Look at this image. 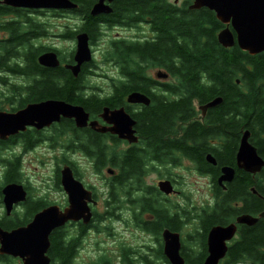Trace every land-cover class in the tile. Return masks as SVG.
<instances>
[{"label": "trees", "instance_id": "1", "mask_svg": "<svg viewBox=\"0 0 264 264\" xmlns=\"http://www.w3.org/2000/svg\"><path fill=\"white\" fill-rule=\"evenodd\" d=\"M71 1L83 7L80 6L77 10H54L51 15L55 18L61 15L77 16L80 12L85 22L79 29L88 32L91 37L98 34L95 28L98 20L108 21L110 25L130 26L140 21L151 24L155 32L152 40L141 43L120 41L112 44V52L117 57V62L123 60L127 65V70H121L127 82L122 83L115 92L125 94L130 89L152 96L153 106L143 109L138 118L137 128L145 142L153 143L158 146L159 151L164 149L169 154L178 151L192 159L197 157L200 169L215 176L220 165L235 166L234 156L240 135L244 130H249L250 142L264 159V52L249 55L238 47L229 50L222 48L215 35L219 24L210 18L207 10H179L172 4H167L165 0H117L112 5L111 14L91 17L89 9L96 0ZM41 14L43 12L40 10H25L0 4V84L9 93L3 94V88L0 110L16 111L29 103L47 99L86 104L95 109L104 103L107 104L106 99L86 98L82 94L85 66L80 74L74 77L62 66L48 68L37 62L40 54L55 51L39 43L41 38L47 37V22L43 19L37 20ZM4 15L10 17L3 18ZM77 31L66 26L58 35L74 39ZM56 52L61 56L59 51ZM134 56L141 61L129 62L127 57ZM142 61L161 67L170 77L176 78L177 82L173 79L172 83L163 87L169 96L164 97L162 92L148 91V78L143 75ZM10 78L14 80L11 81ZM214 97H221V103L209 109L206 119L193 118L196 113L193 101L205 103ZM117 100L120 99L113 95L109 102ZM38 134L40 132L36 134L34 130H27L6 140L0 139V150L12 147L17 149V145L20 146L19 150L23 148V151L33 148L29 144L34 143L33 137ZM99 142L101 143V140ZM106 150L105 160L99 163V166H105L106 163L114 166V154ZM206 153L217 157V167L205 162ZM141 154L129 149L122 157L127 174L137 172L140 165L145 163L144 160L148 159L146 155ZM19 156L12 154L10 157L5 156L1 161L3 170L0 199L4 185L21 183L22 161ZM168 160L172 163L173 156L170 155ZM140 177L141 174H138L136 181H139ZM258 177H263L264 183V167L253 178L249 173L236 168L233 179L224 191L214 180V195L220 196L221 202L202 218L201 227L204 233L214 223H227L229 218L240 213L242 209L254 211L259 208L257 199L249 206L230 208V202L233 200L244 201L246 196L251 198V188L264 194V187L258 185ZM57 185H60L58 173ZM113 193L114 190L111 192V198L114 200ZM150 193L154 194V191ZM141 200L138 199L137 202ZM44 205L43 201H28L21 214L17 213L9 218L4 214L0 218V227L9 230L25 225ZM169 222L173 223L174 220ZM66 228L67 226L57 228L49 236L48 256L51 264H74L77 238L68 234ZM144 228H152L155 232L159 230L157 226ZM80 231L82 232V229ZM239 234L240 241L235 243L229 256L227 254L220 264H236L245 258L257 264H264V251L256 249L258 246H264V220L259 219L253 226L243 227ZM9 259L0 256V264H10ZM145 262L149 264L147 260ZM200 263L197 259L192 264Z\"/></svg>", "mask_w": 264, "mask_h": 264}, {"label": "rangeland", "instance_id": "2", "mask_svg": "<svg viewBox=\"0 0 264 264\" xmlns=\"http://www.w3.org/2000/svg\"><path fill=\"white\" fill-rule=\"evenodd\" d=\"M170 1L173 2L174 0ZM40 17L52 19L54 25L52 34L54 36L51 38H42L39 43L41 46L55 47L62 56H66L71 48L74 47V41L71 38L60 37L58 34L62 29L64 30L66 26L75 27L80 23H78V20H75L74 17L70 16L51 18L49 12L47 15H41ZM154 35L155 32L151 29V24L147 22L133 26L103 27L101 35L97 36L99 41L97 46H95L96 50L93 54L94 62L89 64L91 72L83 81L85 86L89 87V93L102 95L110 92L114 84L119 85L121 82V65H126V63L122 60L118 64L116 61L112 60V57H106V52L109 50L111 41H114L116 38H123L130 41L134 37L145 36L150 38ZM127 58L129 62L141 61V59L136 56ZM145 61L149 62L148 60ZM145 61L141 62V66H144L143 75L146 78L155 79L156 72L164 70L161 67H157L152 63L148 64ZM121 78L122 80L125 79L122 74ZM173 79L177 82L176 78L170 76L168 82L172 83ZM10 80L13 81L14 79L10 78ZM16 82H20V80H16ZM3 88L4 87L0 84V95L2 94ZM159 90L153 91V93H161ZM5 93H7V90L4 88L3 94ZM8 94L9 93H7V95ZM163 96H169L168 92L166 91ZM193 105L196 110L193 118L197 120L202 119V113L198 108L197 100L193 101ZM61 130L62 128L59 129V133L54 130H50L46 133L45 130H42L41 137L36 140L39 141V145L37 147L35 146L36 148H29L24 151L23 148L19 150L14 147H12V149L0 150V179L3 169L2 159L5 156L10 157L12 154H19L22 161L20 167L21 181L28 186L29 191L33 195L32 199L42 198L43 200L56 201L58 204L63 205L65 203V194L63 190L58 187L57 183H55L54 176L57 172L59 175L61 165L65 164L61 161H72L82 181L93 187L98 200L97 205L93 208L94 219L88 226L83 227L72 224L68 225L66 228L68 234L77 237L73 263L102 264L104 262H109L111 264H123V262L131 261L133 264H139L140 261H143V264H146L145 260H147L149 264H170L169 261L164 260L163 256L157 254L158 252L156 251L155 239L163 243L161 233L157 236L149 234L147 231L144 232L145 230L143 231L140 227L136 226L135 221L133 222V220H131L130 215H127L129 220L125 221H120L119 217H116L118 213L115 206L119 205L120 202L116 197H114L113 200L109 195L108 183L111 181V177L106 172V168L110 165L102 167L100 171L96 173L93 170V157L86 155L83 150H78L77 148L73 149L72 144L69 142L70 134ZM69 132L71 135L78 134L77 136L79 137H85L80 129L73 132L69 130ZM37 136L35 137L37 138ZM102 145L104 149H107L106 151L111 152L121 151V148H125L123 145L117 144L118 146H116L109 142H107L105 146L103 142ZM176 154L180 156V162L174 161L173 156V162L170 163L169 161V165L167 166L168 170L166 172L167 175L165 177L175 179V187L181 191V194L179 196L170 197L171 201L184 202L185 208L189 210L190 214L200 207H202L203 210H207L211 206V202L213 203V192H211L210 186L208 185L210 180L209 176L200 173L197 165L188 162L182 153V155L180 153ZM161 173V170H149L143 177L144 185L155 186L158 180L157 177ZM123 198L126 197L123 196ZM128 205L132 206L130 203H128ZM21 209L22 206L19 207L18 212ZM3 211V205L0 202V216L3 214ZM98 219H100V221H98ZM194 227H199L197 218H192L189 224L183 226L180 231V238L184 253L185 251L194 252V254L198 256L202 250V246L198 241L200 236L195 238L186 236L188 232L193 233ZM80 229H82V232ZM147 252L153 253V256L148 257ZM191 256H193V254L190 255V257ZM188 263L191 264L189 260ZM10 264H20V261L16 259L15 261H11Z\"/></svg>", "mask_w": 264, "mask_h": 264}, {"label": "water", "instance_id": "3", "mask_svg": "<svg viewBox=\"0 0 264 264\" xmlns=\"http://www.w3.org/2000/svg\"><path fill=\"white\" fill-rule=\"evenodd\" d=\"M104 0H98L91 10V15L107 11L108 8L103 3ZM0 3L12 7L30 8V9H71L76 5L70 0H0ZM208 7L214 10L216 17L223 23L231 22L236 32V41L242 50L253 55L264 51V0H194L190 6L191 9ZM77 53L75 60L78 64L66 65L70 68L73 75H77L79 64L87 56V37L85 34L77 35ZM219 42L224 46H232L234 37L231 31L226 27L218 34ZM38 61L46 67H56L59 65L57 55L53 52H45L38 56ZM158 77H166L162 72H157ZM221 97H215L203 106V110L209 107H215L221 103ZM129 102L149 103V99L144 95L133 92L128 97ZM69 103L56 100L40 101L27 105L25 108L15 112L0 111V139H6L10 135L17 134L19 131H25L27 127L41 128L58 120L60 115L73 116L76 120H82L81 115L68 109ZM104 109L102 115L108 121H114L108 118ZM134 121L123 111L117 110L116 126L111 127L113 133L120 137L127 138L129 141L136 140L131 130ZM250 131L244 130L241 137L235 159L236 166L223 165L220 168L221 174L217 178V183L231 182L235 175L236 168L242 169L251 174L259 172L264 166L263 158L258 154L257 148L249 141ZM206 159L210 163H215L212 155L207 154ZM61 181L63 188L68 196V205L60 209L56 205H51L36 213L33 219L25 226L17 227L11 231L0 228V254H8L13 257L19 256L23 264H49L50 259L47 256L49 248V235L52 230L63 226L67 221H79L87 224L90 222L92 213L88 207L87 201H91V193L87 191L81 182L74 179L71 170L64 166L61 171ZM158 187L166 194L173 192L169 181H160ZM254 193L256 190L252 188ZM1 193L2 202L9 214L13 204L25 199V191L20 184L11 183L6 185ZM264 217V211L259 214ZM257 217L243 215L237 217L238 223L248 225L254 224ZM236 230L235 224L214 225L207 233L208 255L202 264H219V261L227 253V241L231 239ZM164 252L171 264H185L180 256L179 234L164 230Z\"/></svg>", "mask_w": 264, "mask_h": 264}, {"label": "flooded vegetation", "instance_id": "4", "mask_svg": "<svg viewBox=\"0 0 264 264\" xmlns=\"http://www.w3.org/2000/svg\"><path fill=\"white\" fill-rule=\"evenodd\" d=\"M191 2H192V0L190 2H189V0H183L180 2H179V0H175L174 4H176L177 6H180V8H182V9L185 8L188 11V9H189L188 7H189ZM81 7H83V5ZM90 9H89V11H90ZM177 9H179V8H177ZM182 9H179V10H182ZM201 9L207 10L210 13V18L212 20L215 19L216 22L219 24L218 29L215 32L218 44L222 48H225L228 50L231 49L232 47H238V44L236 42V33L232 27L231 22H229L227 24L221 22L216 17L215 11L211 10L207 7H202V8L195 9V10H201ZM25 10H30V9H25ZM34 11H39V10H34ZM190 11H193V9H191ZM42 12H43L44 16L47 15V13H48V11H42ZM9 17L10 16H8V15L3 16V18H9ZM80 17H81L80 20L83 21L84 16H82L80 14ZM45 19L50 21V27H51L52 26V22H51L52 19H47V18H45ZM226 27L231 31V33L233 34L234 39H235V43L231 47H226V46L222 45L218 39L219 32L222 31L223 29H225ZM147 84H148L147 86L149 87L148 88L149 92L158 91L160 89L159 88L160 82L157 80L149 78ZM129 92H131L130 89L125 94L118 93V92L116 93L114 89L111 90L109 92V95L106 98L107 104H105L102 108L101 107L98 109L90 108L88 105L85 104L83 106V108L88 114L87 125L85 127L80 128V131L82 133H84L85 137H79V136H77L78 134L71 135V133H69L70 134L69 142L72 144L73 149H75V148L81 149L85 152L86 155L93 157V170L96 173L99 172L101 169V168H96V166L105 160V151L103 149L102 141L107 139V140L111 141V144H114L116 146H118L117 144L123 145L125 148H123V149L121 148V151L118 150L117 152H114V158H113L114 170H113L112 174H109L111 177V181L108 183L110 197H111L112 190H114V197H116V199L120 202L119 205L115 206V208L117 209V213H118V214H116V217L117 218L119 217L120 221H125V220H129L127 215H130L131 220H133V222L134 221L136 222L135 223L136 226L140 227L143 231L145 230L144 232L147 231V233L149 232V234H154L157 236L159 235V233L162 234V232L164 230H170L172 232H177L180 235V231L183 228V226L186 224H189L191 222L192 218H197L199 221V227H194L193 233L188 232L186 234V236H190L191 238H195L197 236L198 237L200 236L198 241L200 242V245L202 246L201 253L198 256H196L194 254V252H186L185 251V253H184L183 245H182L181 238H180V244H181L180 256L183 258L185 264H189L188 260L192 264L193 261L197 260V259H198V262L203 263V261L205 260V258L208 255L207 232L209 231V229L212 226L219 224V223H214V224L210 225L205 233L203 231V228L201 227L202 218L205 217L206 215H208L213 209H215L214 207L218 202L219 203L221 202V200L219 198L220 196L214 195V192H215L214 180L216 181L217 177L220 175V166L217 167L216 175L213 176L210 172H203L200 169V163H199L197 157H195V159H192V158L185 156V158L187 159L188 162L193 163L194 165H197V168H198L200 173L204 174L205 176H209L210 180H209L208 185L210 186L211 192H213V194H212L213 195V197H212L213 203L211 202V206L207 210H203L202 207H200L190 214L189 210H187L185 208L184 202H182V201H176V202L171 201L170 197H173L176 195L179 196L181 194V191L176 189L174 178L169 179V178L165 177L167 175L166 172L168 170L167 166L169 165L168 159H169V156L172 155V156H174V161L180 162V156H177L176 153L181 154V152L175 151V152H171L169 154L164 149H160V151H159L157 149L158 148L157 145H153V143L148 144L147 142H145V140L143 139L144 137H143L142 133L137 128L138 118H139V115H141L143 113V109L153 106L152 105V96L147 94V93H146L147 94L146 95L144 92L141 91L142 93L145 94V97L149 99L148 104L129 102V101H127V98H128L127 94ZM113 95H116L120 100H117L115 102H109L110 97H112ZM207 102H205V103H207ZM205 103H203V104H205ZM203 104L198 103V107L202 108L204 106ZM104 107H108L111 110V111L106 113V116L108 118H113L114 121H108L102 115ZM117 110L123 111L125 114L128 115V117L130 119H132L134 121V124L132 125L131 130H132L137 141L130 142L128 139L122 138L115 133L112 134L109 131H100L99 130V129H103V128H109L111 125H112V127L116 126ZM208 112H209V109L203 115L204 120L206 119ZM68 123L71 124L74 128H76L74 125V122L72 120H68ZM91 123L95 124L94 127L91 126ZM29 129L36 130L35 128H29ZM40 137H41V135H38L36 140L39 139ZM36 140H34L33 144L31 142V144H29V145L33 146V148L35 146L37 147L39 145V141H36ZM99 140H101V143L99 142ZM104 146H105V142H104ZM91 149H93V150H91ZM129 149H134L136 151H139L140 153H142L141 155H146L148 157V159L144 160L145 163L140 165V168L137 172L127 174L126 173L127 169L123 164L122 157L125 156L126 152ZM155 149H157V150H155ZM214 159L217 162V157H215ZM204 160L207 164L213 165L211 163H208L206 157ZM68 164L73 171L74 177L77 180L82 181L81 176L76 171L75 164L72 161H69ZM74 169H75V171H74ZM149 170H151V171L161 170V172H162L160 175H158V177H157L158 180L156 181L155 186H152V185L145 186L143 183V177L145 176V174ZM75 173L77 174L78 177L76 176ZM138 174H141V177H140L139 181H136ZM253 177H254V175H252V178ZM166 180L169 181L170 184L172 185V187L175 189V191L170 193V194H164L157 188L158 182L166 181ZM258 180H259L258 185L260 187H264L263 177H258ZM122 183H124V184H122ZM223 185L227 186V183H223ZM84 186L86 189L92 191L93 198L98 203L97 196L94 193L93 187L89 184H86V183H84ZM218 187H220L221 190L225 189L221 185H218ZM149 190H151V191L153 190L154 194L150 193L151 191H149ZM249 194L251 195V198H248L246 196L244 201H243V199L242 200L237 199V200L231 201L230 202V208L233 206H236L238 208H242L244 205L249 206L256 199L258 201V207L259 208L254 210V211H252V210L246 211V210L242 209L240 213L233 215L231 218H229L227 223L219 224V225H227V224H235L236 225V230H235L233 236L227 242V245H228L227 254H228V256L230 253V249L233 248L235 243L240 241V237H239L240 236V234H239L240 230L243 229V227L253 226L254 224H256L258 222L259 219L264 220V217H259V214L264 211V194L262 192L259 193L258 191H257V193H254V191H252L251 189H250ZM123 196H125L126 198H123ZM138 199H142L141 202L138 203L137 202ZM27 200H28V198L26 199L25 202L21 203L20 205L15 206L14 210L19 208L20 206H22V209L25 208V206L28 203ZM29 201H31V200L29 199ZM127 202L130 203L132 206L128 205ZM65 205H66V201L63 205H60V206L64 207ZM95 206H91L92 213H93V208ZM147 206H151V208H149ZM202 210H203V213H202ZM243 215H250L253 217H257L258 220L252 225H248V224H244V223H238L237 217L243 216ZM169 220H174V222L170 223ZM76 224L80 225L81 223L79 222ZM144 226H149V227L157 226V228L159 230L157 232H155L152 228L145 229ZM155 242H156L155 243L156 251L158 252L157 254L163 256L164 260L168 261V258L165 255V253L163 254V252H164V241H163V243H160L157 241V239H155ZM256 249L260 252H263L264 246L263 247L258 246ZM192 254H193V256L190 257V255H192ZM147 255H148V257H152L153 253H148ZM123 264H133V262L128 261V262H123ZM139 264H143V261H140ZM236 264H257V263L253 260L245 258V259H243L242 262L237 261Z\"/></svg>", "mask_w": 264, "mask_h": 264}]
</instances>
